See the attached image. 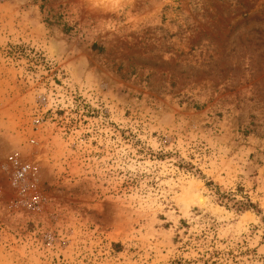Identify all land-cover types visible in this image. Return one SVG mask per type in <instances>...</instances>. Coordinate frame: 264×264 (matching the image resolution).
Instances as JSON below:
<instances>
[{
	"label": "rangeland",
	"instance_id": "rangeland-1",
	"mask_svg": "<svg viewBox=\"0 0 264 264\" xmlns=\"http://www.w3.org/2000/svg\"><path fill=\"white\" fill-rule=\"evenodd\" d=\"M0 264H264V0H0Z\"/></svg>",
	"mask_w": 264,
	"mask_h": 264
},
{
	"label": "built area",
	"instance_id": "built-area-1",
	"mask_svg": "<svg viewBox=\"0 0 264 264\" xmlns=\"http://www.w3.org/2000/svg\"><path fill=\"white\" fill-rule=\"evenodd\" d=\"M8 161L13 168V180L17 182L24 181L29 173L30 166L25 163H20L13 155L8 156Z\"/></svg>",
	"mask_w": 264,
	"mask_h": 264
}]
</instances>
